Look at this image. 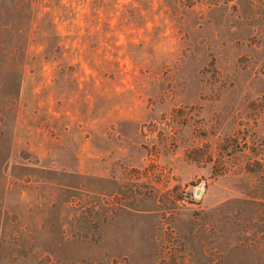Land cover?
Listing matches in <instances>:
<instances>
[{"label":"rangeland","instance_id":"374dc122","mask_svg":"<svg viewBox=\"0 0 264 264\" xmlns=\"http://www.w3.org/2000/svg\"><path fill=\"white\" fill-rule=\"evenodd\" d=\"M90 1L0 45V264H264V0Z\"/></svg>","mask_w":264,"mask_h":264},{"label":"trees","instance_id":"16d2710c","mask_svg":"<svg viewBox=\"0 0 264 264\" xmlns=\"http://www.w3.org/2000/svg\"><path fill=\"white\" fill-rule=\"evenodd\" d=\"M5 1L7 4L0 6V19L2 20L0 23V45H4L7 49L6 54H3V61L6 65L5 73L12 72L20 78L27 63L35 62V59L46 63L59 58L62 55L60 52L63 50V45L60 41V36L55 31L53 19L56 17L67 21L72 20L74 12L69 6L71 0ZM46 1L51 2L52 5L49 3L47 5ZM91 1L89 14L83 13L80 15L84 19L85 32L90 31L97 25L96 13L99 6L94 0ZM108 1L114 3L116 0ZM150 2L151 0H129L125 5L121 6L123 9L119 13L123 16L121 25L123 27L126 25L134 26L136 19L142 18L140 12L144 11L146 14L150 10ZM106 8L108 9L107 6ZM109 11H112V9H109L106 14ZM113 11L116 12V10ZM106 27H108V24H106ZM95 32L92 31L90 33L86 43H89L92 38L95 40ZM30 46L41 48L42 53L34 55L27 52ZM54 51L58 53L55 56L52 54ZM43 52L46 54H43ZM9 110L10 108L5 105L0 114H7ZM260 200V203L264 205V198H260Z\"/></svg>","mask_w":264,"mask_h":264}]
</instances>
